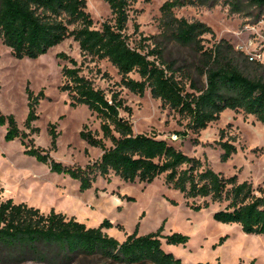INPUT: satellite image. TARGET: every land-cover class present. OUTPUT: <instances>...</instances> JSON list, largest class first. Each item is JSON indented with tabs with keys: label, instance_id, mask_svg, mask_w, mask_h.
<instances>
[{
	"label": "trees",
	"instance_id": "1",
	"mask_svg": "<svg viewBox=\"0 0 264 264\" xmlns=\"http://www.w3.org/2000/svg\"><path fill=\"white\" fill-rule=\"evenodd\" d=\"M105 1L111 7L112 18L96 27L87 10V0H0V38L15 57L36 58L73 36L85 55L108 59L115 65L124 86L139 95L149 88L152 96L160 98L163 105L188 118L187 128L194 132L219 119L227 108L253 114L264 123V77L246 72L240 58L254 64L255 70L264 69V64L249 61L224 38L207 46L204 34L212 32V27L204 21L189 20L175 13L176 7L213 5L217 0H165L161 6V41L156 40L155 46L147 50L143 44L132 45L127 33L129 9L134 0ZM225 1L234 10L249 14H254L256 9L258 14L264 9V0ZM165 41L190 46L200 54L198 69L206 75L202 87L191 82L195 90H187L177 74L175 62L163 56ZM58 56L71 63L62 67L65 80L61 85L69 92L71 103L86 104L101 118L102 136L87 124L80 136L89 144L102 148L103 153L84 167L55 160L48 149L36 146L33 140L29 143L23 140L26 153L48 163L52 171L79 179L81 190L89 188L98 174L108 178L115 173L125 181L150 182L165 173L166 184L185 197L210 198L195 204L196 208L210 206L211 202H226L224 208L214 212L216 220L237 223L246 233H264V187L256 189L248 180L239 181L237 174L225 176L165 138L135 132L133 123L120 113L121 109L131 112L132 108L119 91H113L109 97L104 89L81 73L76 58L66 52H59ZM132 72H137L140 78L132 77ZM27 93L29 112L25 125L37 131L33 122L39 116L38 102L44 92L35 94L27 87ZM0 124H7V140L20 134L25 139L28 135L21 131L13 113L0 112ZM56 126L57 123H51L49 127L52 148L57 146L59 136ZM106 139L111 140L110 146ZM219 142L224 148L222 159L227 160L237 147L229 139ZM110 225L112 222L105 219L98 226H89L55 209L45 212L25 201L4 198L0 191V261L72 264L97 257L111 264H184L182 258L163 248L162 239L185 244L189 235L163 233L161 225L148 233H139L136 228L120 241L104 230Z\"/></svg>",
	"mask_w": 264,
	"mask_h": 264
},
{
	"label": "rangeland",
	"instance_id": "2",
	"mask_svg": "<svg viewBox=\"0 0 264 264\" xmlns=\"http://www.w3.org/2000/svg\"><path fill=\"white\" fill-rule=\"evenodd\" d=\"M165 0H134L129 9L127 33L132 45L155 46L161 41V6ZM87 10L100 27L112 18V10L105 0H87ZM252 10V9H251ZM250 11V10H249ZM236 11L225 0L215 4H187L176 7L178 16L189 20H201L210 25L212 32L204 34L207 46L222 38L240 48L249 61L264 64V10L257 14ZM257 14V15H255ZM163 56L175 62L177 74L193 91L191 82L202 87L206 75L198 69L200 54L190 46L165 41ZM239 50V49H237ZM66 52L77 59L81 73L104 89L110 97L119 91L131 112L121 109L135 132H144L157 138H165L185 153L200 158L225 176L237 174L238 180H248L258 189L264 187V123L255 115L243 110L225 109L219 119L198 132L187 128L188 118L160 98L153 97L148 88L143 95L136 94L121 83V74L108 59H94L85 55L73 36L51 47L36 58H17L0 38V112L13 113L21 131L26 132L7 140V124H0V191L4 198L13 197L16 202L25 201L48 212L51 209L75 216L87 225L98 226L108 219L112 225L104 227L120 241L136 228L139 233L157 230L163 225V233L182 232L189 235L183 244L168 243L163 248L182 258L185 264H264V233H246L239 224L218 221L214 212L224 208L226 202H211L210 206L195 207L210 198H187L182 192L165 182V173L150 182L125 181L115 173L109 177L98 174L89 188L81 190L80 180L64 172L52 171L49 164L26 153V144L49 150L55 160L66 165L86 166L98 160L103 150L89 144L80 136L85 124L102 136L101 118L86 104L73 105L67 90L61 88L65 78L62 72L68 60L58 56ZM254 57V60L249 58ZM243 68L251 75L264 77V69L255 70L254 64ZM250 66H253V68ZM140 78L137 72L130 74ZM27 87L35 94L43 90L39 98L38 118L34 120L37 131L25 125L29 112ZM57 123V146L52 148L50 124ZM185 132V134H183ZM178 137L175 138L174 135ZM222 135V136H221ZM231 140L237 150L222 159L224 148L220 140ZM107 146L112 144L106 139ZM258 194L260 191H257ZM0 264H41L33 260L3 262ZM72 264H111L99 258L85 259ZM151 264V263H136Z\"/></svg>",
	"mask_w": 264,
	"mask_h": 264
},
{
	"label": "built area",
	"instance_id": "3",
	"mask_svg": "<svg viewBox=\"0 0 264 264\" xmlns=\"http://www.w3.org/2000/svg\"><path fill=\"white\" fill-rule=\"evenodd\" d=\"M263 10H264V9H263ZM237 49H239V50H240V48H238V47H237ZM241 51H242V50H241ZM249 58H250L251 60H254V57H253L252 55H251V56L249 55ZM174 137H175V138H177V137H178V135H177V134H175V135H174Z\"/></svg>",
	"mask_w": 264,
	"mask_h": 264
},
{
	"label": "crops",
	"instance_id": "4",
	"mask_svg": "<svg viewBox=\"0 0 264 264\" xmlns=\"http://www.w3.org/2000/svg\"><path fill=\"white\" fill-rule=\"evenodd\" d=\"M105 230V229H104ZM106 231V230H105ZM107 232V231H106Z\"/></svg>",
	"mask_w": 264,
	"mask_h": 264
},
{
	"label": "water",
	"instance_id": "5",
	"mask_svg": "<svg viewBox=\"0 0 264 264\" xmlns=\"http://www.w3.org/2000/svg\"><path fill=\"white\" fill-rule=\"evenodd\" d=\"M185 264V263H184Z\"/></svg>",
	"mask_w": 264,
	"mask_h": 264
}]
</instances>
